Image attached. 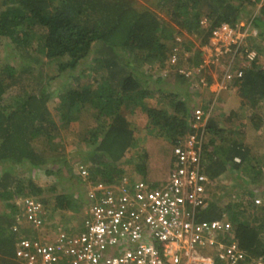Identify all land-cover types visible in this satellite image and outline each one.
I'll use <instances>...</instances> for the list:
<instances>
[{"label": "trees", "instance_id": "obj_1", "mask_svg": "<svg viewBox=\"0 0 264 264\" xmlns=\"http://www.w3.org/2000/svg\"><path fill=\"white\" fill-rule=\"evenodd\" d=\"M259 1L0 0V39L15 47L12 59L0 66V204L6 205L0 206V264H17V196H36L52 212L72 207L73 196L59 192L56 182L77 170L62 143L64 129L84 143L81 154L93 182L117 181L130 164L145 177L147 154L135 153L137 108L144 126L168 138L173 148L191 132L199 103L209 113L199 128L209 196L197 216L214 219L227 212L239 244L249 254L264 255V58L240 60L246 45L260 54L264 45L243 42L224 88L199 85L202 77L215 81L213 69L192 76L180 71L201 62L202 46L223 21L252 19L257 32L250 38L264 39V1L256 10ZM38 38L40 48L32 46ZM98 43L101 54L94 56L91 70L100 77L82 81L74 69ZM174 51L179 58L171 62ZM222 64H228L226 58L210 66L218 69V79L225 72ZM64 75L62 85H55ZM141 77L162 87L150 88ZM232 95L236 100L225 121L222 112ZM138 155L143 161L135 160ZM169 163L171 169L172 153ZM248 163L254 170L246 169V184L230 189L223 177ZM39 174L52 181L43 183ZM256 196L263 203L256 204Z\"/></svg>", "mask_w": 264, "mask_h": 264}, {"label": "built area", "instance_id": "obj_2", "mask_svg": "<svg viewBox=\"0 0 264 264\" xmlns=\"http://www.w3.org/2000/svg\"><path fill=\"white\" fill-rule=\"evenodd\" d=\"M256 32L252 19L221 22L212 29L211 42L202 46L201 62L182 66L180 71L192 76L206 68V73L215 69L210 67L213 63L219 65L226 58L223 77L216 76L214 82L202 77L199 85L227 87L233 76L232 61L243 42L247 44V37ZM243 56L252 61L261 54L246 45ZM178 58L174 51L170 60ZM208 116L200 103L194 107L192 130L174 143L173 165L165 181L123 176L117 181L93 182L86 164L77 163V172L89 177L86 200L90 204L83 227L54 228L52 213L40 198L17 196L13 214L28 224L13 226L17 264H264V255L249 254L239 244L226 212L214 219L197 216L198 206L209 196V176L201 166L204 130L199 132ZM255 202L262 203L261 197H255Z\"/></svg>", "mask_w": 264, "mask_h": 264}, {"label": "rangeland", "instance_id": "obj_3", "mask_svg": "<svg viewBox=\"0 0 264 264\" xmlns=\"http://www.w3.org/2000/svg\"><path fill=\"white\" fill-rule=\"evenodd\" d=\"M141 2L146 3L145 0H141ZM148 4V3H147ZM260 2H258V6H256V10L259 8ZM151 5V4H150ZM255 7L253 6V9ZM246 20V19H244ZM252 36L249 35L247 37L248 42L254 43L253 41L255 40L256 43H259V46L264 45V39H261V37H258L256 39L250 38ZM98 42V41H96ZM247 42V43H248ZM42 45V42L38 39L33 40L32 46H36L37 48H40ZM255 45V44H253ZM101 48V45L98 43L96 44L93 49L90 51L89 55L84 58L81 63L74 69V73L77 74L78 76L81 77L82 81H91L93 79V76L95 75L97 78L100 77V74H96L94 70L92 69V62L93 58L97 54H101L99 52ZM183 49V47H182ZM15 54V47H13V44L11 42H7L4 39H0V66L2 63L5 62V60L9 59L11 60L13 55ZM261 56L264 58V53L261 52ZM238 58V55L236 56ZM245 59L244 56L240 58V60ZM13 62V61H12ZM232 64H235V60L232 61ZM227 64H222L220 66H224ZM210 70V69H209ZM89 73V76H86L85 73ZM213 75L216 77L218 76V69H214ZM87 73V74H88ZM61 79H58L55 82V85H62L61 80L65 78L64 76L60 77ZM142 83L147 84V86H150V88H156V87H162V85L157 84L154 82L153 78L150 77H141ZM176 88V86H173ZM182 87V86H181ZM168 88V86H166ZM185 88V87H184ZM184 90V89H182ZM13 96V95H11ZM202 99V98H201ZM200 100V98H198ZM236 98L230 96L227 98V101L225 103V108L226 110H223V117L225 121L228 120V110L232 105L234 104ZM137 114H134L133 121L135 120V124L139 125L137 129V135H138V142H140V146L136 148L138 152L139 149L143 150V153L141 154L144 156V154H147V157H144V161H147L149 163L148 166V173H146V176L144 177L143 174L140 171H137L135 169V164L132 165L130 164L129 166L126 165V173L124 176L127 177H135V178H145L149 181H165L170 173V157L172 153V142L162 136L158 135L156 131L150 127H145L144 124V118L145 116H142L144 114L140 113L139 108H137ZM139 112V113H138ZM66 136L62 140V143L66 145V150L69 151L71 155V160L73 164L76 166L77 160H81L82 162L85 163L84 156H82V149H84L85 145L84 143L81 142L79 139L78 135L76 132H69L67 129H64L63 131ZM136 140V142H137ZM138 155V159H135L138 161L140 159ZM142 160V159H140ZM143 161V160H142ZM86 164V163H85ZM251 168L252 171L254 170V167L250 166V163L247 164L245 167H240V169H237L236 171L230 172L232 174V177L229 175L227 178L223 177L225 181H228V183L231 185L230 189H234L238 184L245 185L244 178L245 175L246 177L249 176V174L246 172V169ZM38 179L41 180L43 183H49L52 181L51 177H44V175L39 174ZM56 182H57V188L59 192H65L69 196L72 195L73 199L72 200V207L64 210V209H59L56 210L55 212H52L51 215V225H53L54 228H57L58 225H65L69 227H83L84 226V214L86 213V208L89 206L90 202H88L86 199L87 193H88V182L87 180L89 177H84L75 170V175L72 176L71 178L67 177L66 175H59L56 177ZM217 196V195H215ZM234 196H236V192H234ZM257 197V196H256ZM262 199L263 203V197L260 196ZM1 209L5 208V203L0 204ZM227 213V212H226ZM228 215V213H227ZM21 226L27 227V220H24L23 222L19 223Z\"/></svg>", "mask_w": 264, "mask_h": 264}, {"label": "crops", "instance_id": "obj_4", "mask_svg": "<svg viewBox=\"0 0 264 264\" xmlns=\"http://www.w3.org/2000/svg\"><path fill=\"white\" fill-rule=\"evenodd\" d=\"M227 92V91H226ZM226 92H224V93H226ZM232 97H235L236 98V95H232Z\"/></svg>", "mask_w": 264, "mask_h": 264}, {"label": "clouds", "instance_id": "obj_5", "mask_svg": "<svg viewBox=\"0 0 264 264\" xmlns=\"http://www.w3.org/2000/svg\"><path fill=\"white\" fill-rule=\"evenodd\" d=\"M260 2V1H259ZM260 5V4H259Z\"/></svg>", "mask_w": 264, "mask_h": 264}]
</instances>
